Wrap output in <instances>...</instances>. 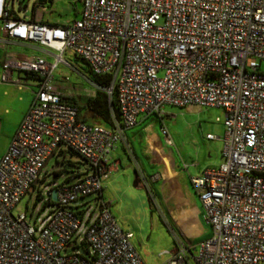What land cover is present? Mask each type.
<instances>
[{"label":"built area","instance_id":"2783aa9c","mask_svg":"<svg viewBox=\"0 0 264 264\" xmlns=\"http://www.w3.org/2000/svg\"><path fill=\"white\" fill-rule=\"evenodd\" d=\"M80 1V18L62 26L16 18L15 0L1 6L0 48L30 42L41 55L6 60L0 76L1 84L20 90L26 84L14 81V72L36 83L30 109L0 158V264H144L134 235L114 217L104 184L126 132L142 116L164 117L167 106L220 109L225 127L223 164L191 178L211 235L180 245L167 264H264V0ZM67 52L94 75L110 76L103 90L116 97L121 114L114 129L82 121L72 97L56 85ZM63 149L79 163L62 184L46 188V177L52 185L62 175L42 179ZM33 195L48 209L43 224L34 220L35 208L15 214Z\"/></svg>","mask_w":264,"mask_h":264},{"label":"rangeland","instance_id":"374dc122","mask_svg":"<svg viewBox=\"0 0 264 264\" xmlns=\"http://www.w3.org/2000/svg\"><path fill=\"white\" fill-rule=\"evenodd\" d=\"M36 2L37 0H15L14 10L20 14L21 9L27 7V17H30ZM55 2V9L58 12L55 15L75 17L74 10L76 9L78 13L81 10L78 0H56ZM75 2H77L76 5ZM63 58L68 64L64 62L59 64L55 72V81L56 85L64 90L65 93L82 103L87 95L93 96L91 91L103 90V88L91 82L92 75L89 73L87 65L73 53L67 52ZM262 70L264 72V67ZM161 76H163V73H161ZM164 115L163 120L158 121L153 117L148 123L152 124L155 131H158L162 136V127L167 130L174 141L172 150L182 163L185 161L189 167H195L198 164L201 168L220 167L223 164V142L221 140L208 141L206 139L208 134H213L216 137L224 136V113L222 110L195 107L180 109L167 106L164 110ZM142 127L139 129H142ZM5 145L6 138L4 134H0V155L3 154ZM63 151L65 156L63 154V158L59 159V161L54 158L42 174V179H44L46 173L51 174L53 177L58 170L63 171L60 179L52 185L48 184L51 178L46 177L44 182V185L47 186L46 188L62 184L70 174L67 172L74 171L70 165L77 166L79 163L80 159L78 156L69 153L66 149H63ZM155 151L158 153V157L164 158L159 150L156 149ZM124 157L127 158V156ZM65 161H70V163H64ZM128 162L129 159L127 158L123 162L124 168L120 170V173H124V169L129 170L130 182L124 177L116 182L118 188L115 190V194L118 195V201L114 206L115 212L119 214L121 227L134 233L132 244L144 264H163L169 260V253L175 249L174 242L177 234L171 229L169 218L164 216L165 210L160 202L152 206L147 189L135 187L136 176L134 172L130 167L129 169L125 168ZM128 182L130 189L126 191L124 186L125 184L128 185ZM191 192V196L196 198L197 195L193 188ZM90 200L91 198H87L84 201L88 202ZM199 202L202 211L205 213L200 200ZM35 203H37L36 206ZM43 206V201L37 202L36 195L28 196L18 205L15 214L25 213L27 210L30 214L35 208L34 220H37L39 224H43V220L48 213V209L43 210ZM90 214L91 210L87 212L86 220ZM86 228L87 225L85 223L83 232ZM206 228L208 230L211 229L208 222H206Z\"/></svg>","mask_w":264,"mask_h":264},{"label":"crops","instance_id":"0c3cea01","mask_svg":"<svg viewBox=\"0 0 264 264\" xmlns=\"http://www.w3.org/2000/svg\"><path fill=\"white\" fill-rule=\"evenodd\" d=\"M3 1L0 0V10ZM55 1L44 0L42 3L37 1L30 17H27V7L21 9L20 14L14 12V16L16 18L54 26L70 24L80 18L82 11L80 0L78 2L81 5V10L79 13L76 9L74 10L75 17L55 15V13H58L55 9ZM22 14H25L26 17L23 18ZM1 26L2 24L0 23V39H3L4 36ZM40 51L41 48L38 45L30 42L16 41L7 43L4 48H0V76L6 60L33 58L41 55ZM49 61L52 62V59H49ZM12 79L14 81L21 79L26 84V88L20 90L14 84L0 83V134H4L6 138L4 152L0 155V158L6 153L14 134L29 111L34 98L33 92L36 89L35 81L24 73L14 72ZM91 93L93 96L87 95L85 99L94 97L96 91H91ZM72 98L75 99L73 96ZM152 118L142 116L138 125L126 132L125 141L118 144L113 151L111 155V169H113V172L104 184V196L112 203V213L120 225L119 214L115 212L114 208L118 201V195L115 194V190L118 188L116 186L117 180H122L124 177L130 182L129 170L124 169V173H120V170L124 168L123 162L128 158L129 162L125 165V168L129 169L130 167L134 172L136 176L135 187L147 189L152 206L160 202L162 208L165 210L164 216L169 218L171 229L177 234L174 242L175 249L172 251L174 252L182 244L197 245L211 235V229L208 230L206 228L207 220L198 200L199 197L193 198L191 196V190L193 188L191 178L200 176L209 168H201L198 164L195 167H189L185 161L182 163L172 150V146L174 145L172 137L168 133L172 141V145L169 146L165 137L158 131H155L152 124L148 123ZM157 120L160 121L159 119ZM146 123L148 124L145 125ZM140 127L142 129H139ZM216 138H218L216 140L220 141L223 137ZM206 139L208 141H215L209 140L207 137ZM156 149L163 154L164 158L158 157V153L155 151ZM124 156H127V158ZM129 182L128 185L125 184L124 186L126 191L130 189ZM128 232L134 235L132 231L128 230ZM170 260L171 257L163 264L169 263Z\"/></svg>","mask_w":264,"mask_h":264},{"label":"trees","instance_id":"16d2710c","mask_svg":"<svg viewBox=\"0 0 264 264\" xmlns=\"http://www.w3.org/2000/svg\"><path fill=\"white\" fill-rule=\"evenodd\" d=\"M82 62L85 63L84 61ZM88 70L92 75V83L101 88H108L110 86V76H96L89 67ZM68 101L78 108L82 121L90 125L95 124L104 126L108 129H114L116 123H121V114L116 97H110L104 90L98 89L94 97H89L80 104L73 98H69ZM150 117H155L160 121L164 119V117H160L157 114L149 116V118Z\"/></svg>","mask_w":264,"mask_h":264},{"label":"water","instance_id":"95a60500","mask_svg":"<svg viewBox=\"0 0 264 264\" xmlns=\"http://www.w3.org/2000/svg\"><path fill=\"white\" fill-rule=\"evenodd\" d=\"M39 3L44 2V0H37ZM22 17L25 18V14H22ZM47 166V163L45 164L44 168ZM54 200H56V193L53 194Z\"/></svg>","mask_w":264,"mask_h":264}]
</instances>
